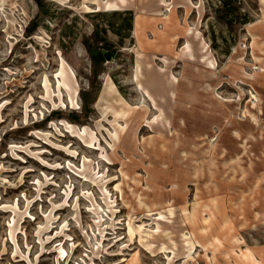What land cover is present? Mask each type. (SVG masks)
<instances>
[{"label":"rangeland","instance_id":"1","mask_svg":"<svg viewBox=\"0 0 264 264\" xmlns=\"http://www.w3.org/2000/svg\"><path fill=\"white\" fill-rule=\"evenodd\" d=\"M0 264H264V0H0Z\"/></svg>","mask_w":264,"mask_h":264},{"label":"trees","instance_id":"2","mask_svg":"<svg viewBox=\"0 0 264 264\" xmlns=\"http://www.w3.org/2000/svg\"><path fill=\"white\" fill-rule=\"evenodd\" d=\"M225 6H226V4H225ZM230 23V20L229 21H227V24H229Z\"/></svg>","mask_w":264,"mask_h":264},{"label":"water","instance_id":"3","mask_svg":"<svg viewBox=\"0 0 264 264\" xmlns=\"http://www.w3.org/2000/svg\"><path fill=\"white\" fill-rule=\"evenodd\" d=\"M108 59H110V57Z\"/></svg>","mask_w":264,"mask_h":264}]
</instances>
